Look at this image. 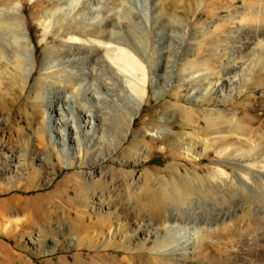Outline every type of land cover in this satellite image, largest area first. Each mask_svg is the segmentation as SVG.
<instances>
[{
    "label": "rangeland",
    "instance_id": "rangeland-1",
    "mask_svg": "<svg viewBox=\"0 0 264 264\" xmlns=\"http://www.w3.org/2000/svg\"><path fill=\"white\" fill-rule=\"evenodd\" d=\"M4 2L18 4L37 69L25 85L19 73H9L16 64L14 52L9 62L0 57V264H264V238L254 240L249 226H263L264 216L249 221L242 212L226 231L221 224L213 232L205 226L228 197L248 195L234 163L253 148L254 158L264 153V73L223 99L209 89L202 93L216 76L224 78L226 65L257 59L264 0H104L113 19L126 18L130 48L134 44L132 50L142 54L148 72L159 63L157 80L165 93L158 96L148 79L142 111L121 145L120 124L95 138L80 127L84 150L71 166L31 92L46 47L70 37H54L56 28L45 36L42 23L57 0ZM233 53L239 61H231ZM203 109L212 112L206 115ZM163 129L172 132L161 134ZM188 143L199 154L187 153ZM100 147L110 150L101 154ZM257 160L247 163L260 166ZM156 201L201 228L199 248L173 256L135 239L136 222L154 221L147 213ZM42 214L49 215L46 226L40 224ZM80 217L86 230L75 232Z\"/></svg>",
    "mask_w": 264,
    "mask_h": 264
},
{
    "label": "bare ground",
    "instance_id": "bare-ground-1",
    "mask_svg": "<svg viewBox=\"0 0 264 264\" xmlns=\"http://www.w3.org/2000/svg\"><path fill=\"white\" fill-rule=\"evenodd\" d=\"M103 1L57 0V8L51 10L42 23L45 36L51 33L54 28H56L53 33L54 37L70 34L69 38H60L59 41L46 47L41 62L42 73L31 88L37 101L40 100L42 103L51 136L56 137L63 145L67 166L74 165L75 159H78L84 150L80 127L85 130L86 135H92L95 138L97 132L103 136L115 124H120L123 134L118 143L121 145L127 138V132L131 129L135 118L142 111L148 79L158 96L161 97L165 93L157 80L159 63L153 64L148 72L143 63L142 54L132 50L134 44L130 48L129 33L123 20L125 17L122 18L120 15L119 19H113L111 12L104 10L107 2L103 3ZM201 4L203 3L201 2ZM17 6V3L12 5L4 0L0 2V57L1 60L5 59L9 62L10 51L14 52L16 64L13 67L14 71L11 70L9 73L13 75L19 73L27 85L34 70L37 69V64L35 51L30 45L32 39L25 29ZM65 6H67L66 10H63ZM246 18L245 16L244 20ZM252 30L254 31L253 28ZM76 32L88 35L89 38L82 37ZM167 36L168 34H162L161 38ZM45 38L47 39V37ZM259 47L257 59L251 62L242 60L241 64L232 62L233 64L226 65L223 68L224 78L219 80L216 76L208 88H203L204 92L202 93L205 94L209 89L217 92L218 99H223L226 92L230 95L234 94L238 87H241L242 90L247 89L250 84L256 81L258 75L264 73V39L259 41ZM195 51L193 49V54L187 55L188 62H192ZM146 52L148 51L146 50ZM232 56L231 61H234L233 59L236 61L238 56H234V53ZM209 68L212 67L209 66ZM214 74L217 75L216 72ZM194 96L196 95L194 94ZM78 107L81 108L82 124L80 126L77 117ZM201 111L207 115L211 110L203 109ZM165 132L171 133L172 131L170 129L160 131L161 134ZM92 141L94 140L90 141V145ZM94 145L95 143L91 147ZM185 149L189 154H199L197 146L193 143H188ZM89 150H87V155L92 152ZM101 150L107 153L110 148L96 149L102 154ZM71 151L77 155H74L75 158L70 157ZM254 152V148L247 151L243 155V159L246 158L244 161L242 159L241 162L234 163L237 169L246 173L245 175L242 172L240 174V171L237 170L239 172L237 179L248 191L247 197L240 194L230 196L221 204V207H215L213 210L215 216L208 215L205 221L208 231L215 229L214 225L217 224L223 225L225 231L232 229L230 221L240 217L242 212L250 217L249 221L264 216V194L262 195L260 192L261 188L264 189V153L254 158ZM257 159L260 163L262 162V164L259 163L260 166L256 165ZM251 160L257 162L254 165L251 163L249 165L247 162ZM161 202H153L148 209L147 215L151 220H154L153 222L146 224L136 222L135 239H143V243H155L154 245L157 246L152 248L153 251L170 253L173 256L188 255L191 251L199 248V244H202L200 240L201 228L195 225L191 226L185 216L174 214L168 207L161 205ZM94 210H97L96 205ZM193 215L198 216L196 213ZM48 216L42 214L40 224L46 226L49 221ZM145 216L146 214L143 215V217ZM109 217L111 219V215ZM82 221V217H80V220L74 225L75 228L72 226V230L74 229L75 232L85 231L86 229H82L85 226ZM177 222H181L182 225ZM249 226L252 228L250 231L253 235L252 238L260 243L264 238V224L260 226L252 222ZM215 227L217 228V226ZM210 240L212 239L210 238Z\"/></svg>",
    "mask_w": 264,
    "mask_h": 264
}]
</instances>
